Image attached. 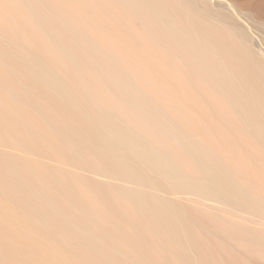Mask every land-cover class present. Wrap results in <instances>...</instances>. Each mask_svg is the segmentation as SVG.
<instances>
[{
  "label": "bare ground",
  "instance_id": "obj_1",
  "mask_svg": "<svg viewBox=\"0 0 264 264\" xmlns=\"http://www.w3.org/2000/svg\"><path fill=\"white\" fill-rule=\"evenodd\" d=\"M201 4L0 0L19 41L0 39V61L34 82L25 91H53L73 110L78 125L64 134L79 135L68 146L93 172L132 183L108 194L71 175V188L6 158L8 185L22 203L35 197L36 212H63L50 191L70 201L63 224L92 236L104 264H264V60L244 28ZM180 191L196 197L171 196Z\"/></svg>",
  "mask_w": 264,
  "mask_h": 264
},
{
  "label": "rangeland",
  "instance_id": "obj_2",
  "mask_svg": "<svg viewBox=\"0 0 264 264\" xmlns=\"http://www.w3.org/2000/svg\"><path fill=\"white\" fill-rule=\"evenodd\" d=\"M197 1L244 28L253 42L255 52L264 60V0ZM4 27L0 18V39L19 43ZM10 64L8 59L0 61V81L6 84V89H12L16 96V100H12L0 86V264H104L93 247L92 236L87 237L63 224V212L70 211L72 203L50 191L48 196L60 205L63 212L56 213L49 206L36 212L34 208L38 202L35 197L28 196V201L22 203L19 193L8 185L4 160L15 158L24 171L31 168L45 176L50 174L47 180L53 182L56 174L61 173V179L71 188L74 181L71 175L82 178L86 186L100 188L108 194L110 188H128L132 183L108 168L93 172L80 154L68 146L70 142L80 144L79 135L64 134L66 129L78 125L79 119L73 110L54 103L57 94L53 91L40 88L25 91L20 84L32 88L34 82L23 75L20 80L12 76ZM79 65L75 60L72 66L77 69ZM73 72L65 71L68 76ZM9 139L18 143L19 147L13 148ZM165 194L168 193L163 192ZM171 196L183 202L196 197L194 193L185 191ZM208 205L216 214L222 215L219 202L208 200ZM119 209L116 205L107 207L115 220H121ZM162 217L161 213L159 219ZM138 219L144 226V220ZM121 233L127 237L123 224ZM145 237L152 241L148 235L145 234ZM119 246L123 250L127 249L122 244Z\"/></svg>",
  "mask_w": 264,
  "mask_h": 264
}]
</instances>
